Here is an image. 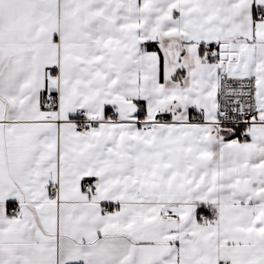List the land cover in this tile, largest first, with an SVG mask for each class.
<instances>
[{
    "label": "snow or ice",
    "instance_id": "snow-or-ice-1",
    "mask_svg": "<svg viewBox=\"0 0 264 264\" xmlns=\"http://www.w3.org/2000/svg\"><path fill=\"white\" fill-rule=\"evenodd\" d=\"M0 264H264V0H0Z\"/></svg>",
    "mask_w": 264,
    "mask_h": 264
}]
</instances>
